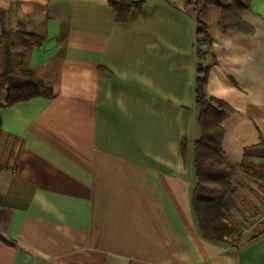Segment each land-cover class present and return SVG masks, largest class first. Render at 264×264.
Returning <instances> with one entry per match:
<instances>
[{
	"label": "crops",
	"instance_id": "crops-1",
	"mask_svg": "<svg viewBox=\"0 0 264 264\" xmlns=\"http://www.w3.org/2000/svg\"><path fill=\"white\" fill-rule=\"evenodd\" d=\"M124 1L140 5L126 20L108 0H0V36L53 94L0 109V264H264V0L240 13L246 31L220 26L214 6L200 14L205 93L237 167L227 220L255 217L235 245L204 239L193 210L186 0Z\"/></svg>",
	"mask_w": 264,
	"mask_h": 264
},
{
	"label": "trees",
	"instance_id": "trees-1",
	"mask_svg": "<svg viewBox=\"0 0 264 264\" xmlns=\"http://www.w3.org/2000/svg\"><path fill=\"white\" fill-rule=\"evenodd\" d=\"M117 19L126 20L132 9L140 5L124 0H108ZM251 0H186L196 23L195 53L198 60L196 79V103L200 109L198 125L200 138L194 144V169L196 186L193 193V210L196 215L201 235L213 242H223L225 237L239 239L241 232L231 225L227 218V200L235 190L232 179L236 166L230 165L221 150L223 129L221 124L225 112L215 105L214 99L207 97L205 86L208 77V67L202 64L206 48L210 43L208 26L200 19V14L207 6L219 10L217 23L224 27L246 31L240 21L241 12L250 8ZM31 43L40 47L43 38L34 34H26ZM52 90L46 86L41 77L29 69L18 67L16 55L11 50L10 33L3 30L0 36V109L15 104L25 103L33 99H51ZM251 150H245L244 156L250 157ZM262 157L261 154H255Z\"/></svg>",
	"mask_w": 264,
	"mask_h": 264
},
{
	"label": "rangeland",
	"instance_id": "rangeland-1",
	"mask_svg": "<svg viewBox=\"0 0 264 264\" xmlns=\"http://www.w3.org/2000/svg\"><path fill=\"white\" fill-rule=\"evenodd\" d=\"M226 218H227V214H226ZM254 218H255V217H252L251 215L248 216V217L244 220V222L242 223V225H240V228H238L239 231L241 232L243 229H244V230H245V229H248V228L253 224V222H254ZM230 220H231V219H230ZM231 222L234 223L233 220H231Z\"/></svg>",
	"mask_w": 264,
	"mask_h": 264
},
{
	"label": "built area",
	"instance_id": "built-area-1",
	"mask_svg": "<svg viewBox=\"0 0 264 264\" xmlns=\"http://www.w3.org/2000/svg\"><path fill=\"white\" fill-rule=\"evenodd\" d=\"M224 241H225V242H229V243H231L232 245H235V244H237L238 239H236V237H233V238L225 237V238H224Z\"/></svg>",
	"mask_w": 264,
	"mask_h": 264
}]
</instances>
